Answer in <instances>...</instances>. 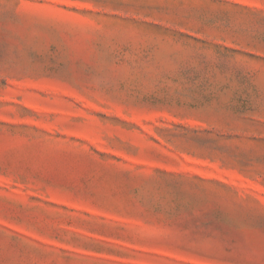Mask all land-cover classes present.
<instances>
[{
  "label": "rangeland",
  "instance_id": "1",
  "mask_svg": "<svg viewBox=\"0 0 264 264\" xmlns=\"http://www.w3.org/2000/svg\"><path fill=\"white\" fill-rule=\"evenodd\" d=\"M0 264H264V0H0Z\"/></svg>",
  "mask_w": 264,
  "mask_h": 264
}]
</instances>
